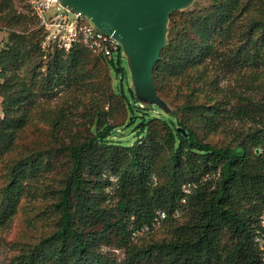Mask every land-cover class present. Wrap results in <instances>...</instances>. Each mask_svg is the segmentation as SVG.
<instances>
[{"label":"trees","instance_id":"1","mask_svg":"<svg viewBox=\"0 0 264 264\" xmlns=\"http://www.w3.org/2000/svg\"><path fill=\"white\" fill-rule=\"evenodd\" d=\"M31 3L0 0V264H263L264 0L171 14L165 117L120 62L43 50Z\"/></svg>","mask_w":264,"mask_h":264},{"label":"water","instance_id":"2","mask_svg":"<svg viewBox=\"0 0 264 264\" xmlns=\"http://www.w3.org/2000/svg\"><path fill=\"white\" fill-rule=\"evenodd\" d=\"M193 1L60 0L63 6L81 13L98 30L120 42L129 57L135 90L166 111V103L156 92L154 70L167 43L171 14L186 10ZM135 90L128 89L132 100L136 99Z\"/></svg>","mask_w":264,"mask_h":264},{"label":"built area","instance_id":"3","mask_svg":"<svg viewBox=\"0 0 264 264\" xmlns=\"http://www.w3.org/2000/svg\"><path fill=\"white\" fill-rule=\"evenodd\" d=\"M31 8L40 26L45 29L43 50L56 48L68 53L77 44H82L91 53L107 60H112L115 52H121L117 39L98 30L87 17L63 6L60 0H32ZM164 218L165 214L159 213L157 220ZM260 226L261 231L254 241L261 250L264 264V212Z\"/></svg>","mask_w":264,"mask_h":264},{"label":"rangeland","instance_id":"4","mask_svg":"<svg viewBox=\"0 0 264 264\" xmlns=\"http://www.w3.org/2000/svg\"><path fill=\"white\" fill-rule=\"evenodd\" d=\"M214 0H194L192 2V4L186 9V10H192L194 8H203V7H207L209 5L212 4ZM6 42H8V34L4 31H0V45H4ZM121 52H115L114 54V62L117 63H121V66L124 68L125 73L122 76L123 79V84L125 85L126 90H128L130 87H134V81H133V76L131 74V70H130V66H129V57L127 56V53L124 50V47L121 46ZM121 79V76H120ZM120 79L115 80V82H120ZM136 93V101L139 102L140 104H143L144 106L150 108V114L155 115L153 113L152 109L158 110L161 112V115H163L165 117V115L167 114V111L160 106L157 102L155 101H149V99L143 97L139 92H137L135 90ZM167 105V104H166ZM167 110L168 112L171 111V108L167 105ZM162 116V117H163ZM2 117V107H1V100H0V118ZM126 133V138L127 141H129L130 143H134L137 140V133L134 132H130L129 130H125ZM24 221H25V215L24 212L21 213L19 215V217L17 218L13 228L11 229L10 232L4 234L2 236V239H0V258L4 259V258H8L10 256V254L12 253V250L10 248V245L13 242H18L20 240H22V237L24 236ZM32 233H35V231H33ZM35 235V234H33ZM117 255L119 257H122L121 253L117 252Z\"/></svg>","mask_w":264,"mask_h":264},{"label":"crops","instance_id":"5","mask_svg":"<svg viewBox=\"0 0 264 264\" xmlns=\"http://www.w3.org/2000/svg\"><path fill=\"white\" fill-rule=\"evenodd\" d=\"M2 47V45H0V48Z\"/></svg>","mask_w":264,"mask_h":264}]
</instances>
